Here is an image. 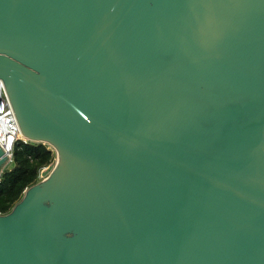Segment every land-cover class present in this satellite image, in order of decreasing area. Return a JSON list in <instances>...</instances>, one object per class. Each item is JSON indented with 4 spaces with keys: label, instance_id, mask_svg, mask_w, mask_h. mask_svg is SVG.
<instances>
[{
    "label": "water",
    "instance_id": "water-1",
    "mask_svg": "<svg viewBox=\"0 0 264 264\" xmlns=\"http://www.w3.org/2000/svg\"><path fill=\"white\" fill-rule=\"evenodd\" d=\"M0 80V264H264V0H0Z\"/></svg>",
    "mask_w": 264,
    "mask_h": 264
},
{
    "label": "trees",
    "instance_id": "trees-1",
    "mask_svg": "<svg viewBox=\"0 0 264 264\" xmlns=\"http://www.w3.org/2000/svg\"><path fill=\"white\" fill-rule=\"evenodd\" d=\"M55 152L45 144L19 140L13 147L12 166L0 177V213L8 212L26 187L40 178L41 168L53 163Z\"/></svg>",
    "mask_w": 264,
    "mask_h": 264
},
{
    "label": "built area",
    "instance_id": "built-area-1",
    "mask_svg": "<svg viewBox=\"0 0 264 264\" xmlns=\"http://www.w3.org/2000/svg\"><path fill=\"white\" fill-rule=\"evenodd\" d=\"M18 127L17 120L11 107L8 95L3 82L0 80V147L8 155L9 162H12L13 147L19 140L27 142ZM47 169H40L38 177L43 178V172Z\"/></svg>",
    "mask_w": 264,
    "mask_h": 264
},
{
    "label": "rangeland",
    "instance_id": "rangeland-1",
    "mask_svg": "<svg viewBox=\"0 0 264 264\" xmlns=\"http://www.w3.org/2000/svg\"><path fill=\"white\" fill-rule=\"evenodd\" d=\"M55 160H56V156H55V158H54L53 163L50 164V165H48V166H47V169L43 172V178L46 177V176L48 175V173L51 171V169H52L53 166H54ZM11 164H12V163L9 162V164H8V166H7V169L11 168V166H12Z\"/></svg>",
    "mask_w": 264,
    "mask_h": 264
},
{
    "label": "bare ground",
    "instance_id": "bare-ground-1",
    "mask_svg": "<svg viewBox=\"0 0 264 264\" xmlns=\"http://www.w3.org/2000/svg\"><path fill=\"white\" fill-rule=\"evenodd\" d=\"M21 137H23V136H21ZM24 138V137H23Z\"/></svg>",
    "mask_w": 264,
    "mask_h": 264
}]
</instances>
